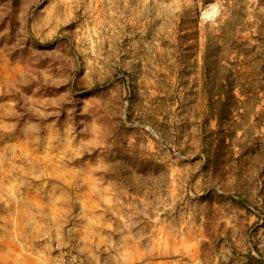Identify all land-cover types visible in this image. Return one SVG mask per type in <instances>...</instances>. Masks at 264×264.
Listing matches in <instances>:
<instances>
[{"label": "rangeland", "instance_id": "1", "mask_svg": "<svg viewBox=\"0 0 264 264\" xmlns=\"http://www.w3.org/2000/svg\"><path fill=\"white\" fill-rule=\"evenodd\" d=\"M232 10L264 56V0H0V264H264V89L215 82Z\"/></svg>", "mask_w": 264, "mask_h": 264}, {"label": "trees", "instance_id": "2", "mask_svg": "<svg viewBox=\"0 0 264 264\" xmlns=\"http://www.w3.org/2000/svg\"><path fill=\"white\" fill-rule=\"evenodd\" d=\"M245 15V11L232 10L229 15L230 20H227L220 27L221 33L217 38L221 44L219 45V52L223 53V55L218 57L217 65L223 70L226 68L228 74L224 72L218 74L219 70L217 69L215 82L221 87L234 88L243 86L245 82L252 84L258 78V87L264 89V56L260 46L261 36L259 29H255L254 33L252 32L251 35L244 37V33L248 30L247 27L234 21L235 17H245ZM251 39L255 43L251 44L249 42ZM234 52V60L229 61V57ZM240 56H243V58H240ZM226 64L232 65L231 68L227 67Z\"/></svg>", "mask_w": 264, "mask_h": 264}, {"label": "built area", "instance_id": "3", "mask_svg": "<svg viewBox=\"0 0 264 264\" xmlns=\"http://www.w3.org/2000/svg\"><path fill=\"white\" fill-rule=\"evenodd\" d=\"M51 264H82L74 255L70 253H63L62 255H55Z\"/></svg>", "mask_w": 264, "mask_h": 264}]
</instances>
